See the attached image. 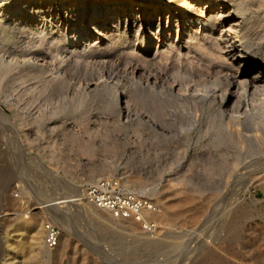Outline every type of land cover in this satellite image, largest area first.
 <instances>
[{"label": "rangeland", "instance_id": "374dc122", "mask_svg": "<svg viewBox=\"0 0 264 264\" xmlns=\"http://www.w3.org/2000/svg\"><path fill=\"white\" fill-rule=\"evenodd\" d=\"M34 1L0 0V19L4 18L0 26V107L13 121L11 125L0 115V264H153L157 259H162L161 264H185L188 263L185 257L194 253L191 257L201 255L200 259H203L205 251L199 246H213L211 242L214 241L217 248L212 255L219 259L213 257L214 263L217 260L224 262L220 264H264V159L263 156L245 158V154L253 155L257 150L264 154V142L256 145V149L251 148V151L248 144L238 148L242 153L241 168L248 167V171L255 170V173L240 176L222 173L227 167H232L234 156L231 146L232 149H228L223 158L214 157L213 164L197 159L193 154L196 147L208 141L210 135L205 137L203 131L198 129L191 131L188 138L184 134L174 140L162 137L158 123L161 117L151 106L149 90L145 91L138 83L135 84L122 67L115 62H107L104 55L90 50L86 54L80 51L83 46H79L75 53L71 51V43L63 41L56 52L51 47V34H63L64 23L55 19L62 14L61 0ZM90 1L81 0L80 4L72 7L74 13H70L69 19L65 18L68 23L67 26L65 23L66 28L92 14L91 6L86 10ZM238 1L244 3L241 9L243 15L240 14L244 16L241 44L256 53L258 63H264V0ZM18 4L24 6L22 11L16 10ZM98 6L100 12L96 15L100 16L105 10L102 9V2ZM108 43L105 41L102 47ZM154 44L157 45L156 40L151 43ZM32 55H45L49 61L53 60L55 65L48 72L51 76L58 69L56 63L61 61L60 57L62 61L65 59L64 79L47 81L34 75L26 76L24 63L5 62L28 59ZM164 59L156 68L159 71L166 69L173 77L179 66L173 64L170 72L171 65L166 64L169 62ZM31 64V68L37 65ZM92 82L100 83L94 91L87 87V83ZM10 95L15 101L10 100ZM124 99L129 103L128 112H124ZM206 114L204 121L207 120ZM261 116L263 122L257 132L264 141V114ZM178 122L175 123L177 129L181 125ZM205 161L209 162L208 165ZM220 165L224 166L223 169ZM216 167L220 169L216 170ZM208 169L212 172L209 173ZM106 176L121 177L126 187L144 193L159 203V210L146 213V218L155 223L154 230H147L131 220L114 218L108 211L83 199L84 185ZM75 194L82 195V200L70 202L74 204L70 208L61 207L59 211L66 213L64 216L58 215L62 219L50 218L48 208L42 207L46 199ZM223 206L225 208L222 209H229V212L222 218L231 219L235 209L245 211L247 216L237 217L232 226L223 225L216 229ZM213 210H220L214 218L211 216ZM159 211L165 213L164 218L153 217V213L156 215ZM209 218L210 222L215 220L216 223L211 227L202 226ZM46 222L61 228L60 242L53 249L43 244ZM212 231H216L215 234ZM209 237L214 241L204 244ZM221 237L224 244L219 242ZM88 241L101 242L109 257L106 253L104 257L107 259L102 255L97 256L90 244H85ZM217 249H220V253Z\"/></svg>", "mask_w": 264, "mask_h": 264}, {"label": "bare ground", "instance_id": "6f19581e", "mask_svg": "<svg viewBox=\"0 0 264 264\" xmlns=\"http://www.w3.org/2000/svg\"><path fill=\"white\" fill-rule=\"evenodd\" d=\"M80 2L81 0H61L60 1V6H62L63 8L62 14L60 15V17H57L55 19H58L59 22L64 23V25H62L63 34H60V32L51 34V47L55 48L56 52L59 48L62 47L61 45L63 41H65V43H68V42L71 43V48H72L71 51L73 52L79 49L78 48L79 46H83L79 50L82 52H85V54L86 52L90 50L91 52L95 54L97 53L98 55H104V57H106L107 62H115L118 66L122 67L123 72L124 71L125 73L127 72L130 76L129 78L132 79V81L135 84L138 83V85L145 88V91L149 90L150 94L149 93L148 94L151 96V97L149 96V98H151L150 99L151 106L157 111V113L161 117L158 123L160 124V127H161L162 137L164 136L166 138H169L170 140H174L176 137L182 136L184 134V137L186 136L185 138H188L190 136V133H192L191 131L196 132L198 131V129H201L205 137H207V135H210V139L207 138L208 141H204V143L201 140L203 144H201L199 148L196 147L197 150L195 153H193L194 151L191 152L195 154V157L197 159L208 160L210 164H213L212 162L214 161L216 156H222L223 158V155L224 156L226 155L225 153L227 152L228 149H230L229 146H231L233 147V151L231 153L234 156L233 162L231 161L232 167H227V169L224 171L221 170L223 171L222 173H225L226 175L228 174V176H231L234 174L240 176L243 174L245 175L246 173L248 174L252 172L255 173V170L248 171L247 170L248 167L241 168L242 165L240 164V162L242 161V158H241L242 153H240L241 151L238 148L243 146L244 144H248V147L249 145L251 146L249 147L251 151V148L254 149L256 145H260L261 143L264 142L257 132L258 129H260L259 127L261 125V122H263L261 115L264 114V63H258L257 61L259 59L258 60L255 59L257 57L256 53L250 52L248 47H244L241 44L240 32L243 29L242 28L243 27L242 17H244V16L241 17L240 15L242 14L241 9L244 6L243 5L244 3L242 4V1L236 2V0H229V1L227 0H91L89 3L90 5L89 4L87 5L86 10H89L92 7L91 8L92 14L84 16V18L77 21L78 23L76 22L74 26L70 28L68 27L66 28L68 23L65 20V18L67 17L69 19L70 13L74 11L72 10V7L74 5L76 6L77 4H80ZM101 2H102V9L104 8L105 11L102 10L103 12L100 13V16H97L96 14L97 13L99 14L100 12L97 10L99 9L98 5ZM177 4H179L178 8L176 7ZM88 6H91V7H88ZM23 9H24V6H21V4L17 5L16 10L22 11ZM3 22H4V18H1L0 26L3 25L2 24ZM65 23H66V26H65ZM137 25H138V28H137ZM243 32L245 31L243 30ZM26 35L27 34H25V36ZM155 40L157 41V45L155 44L151 45V43H153V41ZM245 40L246 39H244V41ZM105 41H109V43L106 46L102 47V44ZM37 46H38V43H37ZM65 47L66 46H64V48ZM36 51L38 52V50ZM69 54H71V52ZM33 55L28 57V59L25 57L24 59L19 60V61L18 60L14 61V59L8 62L5 60L4 61L6 63H22V64L24 63L25 68L27 69V71L25 72L26 76L34 75L35 77L38 76L39 78H42L43 80L45 79L52 80L53 78L59 79V80L64 79L63 77L65 76V72H66V69H65L66 61L65 62L63 61L65 59L62 61V58L60 57L61 61H59L58 64L56 63L58 69L57 71L53 72L55 75L53 74V76H51L49 75L48 72L51 70L50 67L55 65V63H52L53 60L49 61L45 55H39L36 57H34ZM164 58H166L167 61L169 62L166 64L171 65L169 70L172 68L173 64H176V65L178 64L179 66V70H177V74H174L173 77L171 73H169V71H167L164 67L161 66L162 69H165V71L163 70L159 71L156 68V66L159 67L161 65L162 61H165ZM68 59H69V56H68ZM193 59H196L197 62L195 63L191 62L193 61ZM85 61L86 60L84 59L83 62L86 64L87 62ZM92 61L93 60L91 59V62ZM30 63H35L37 65L34 68H31L32 64L30 65ZM97 64H99V62ZM166 64L164 66H166ZM103 65L105 66L104 62H103ZM107 66L109 65H106V67ZM68 72L69 71L67 70V73ZM188 74H190L189 77H188ZM115 80L116 79L114 78V81ZM111 81L109 82L111 83ZM98 83H94V82L87 83V87L89 90L92 91L94 88L96 89V87L98 86ZM131 92L129 91V93ZM9 97H11L10 99L11 101L15 99V98H12L11 95ZM127 99L129 100V98ZM124 101L123 102L126 103V106H124V110H125L124 112H128L129 103L126 99H124ZM206 112L208 113L206 114ZM204 114L207 115L206 121H204L203 119ZM0 115L4 118V120L7 123L13 125V121L10 119L9 116H7V114L3 111L1 107H0ZM128 116H131V115H128ZM178 121L181 122V125L179 124L180 128L178 127L179 129H177L175 126V123ZM248 132L249 134H247ZM234 147L236 148V150H234L235 149ZM247 152L248 151H246V153ZM252 153H253V150H252ZM230 154L229 155L227 154L228 157L230 156ZM250 154H245L246 155V156L244 155L245 158L250 157V159L251 158L255 159L257 157L259 158L263 156V159H264V154L260 153L259 150L255 151V154L253 153V155H250ZM224 159L226 158L224 157ZM219 167H216V170ZM222 167L224 166H221V169H223ZM262 168H261V171L263 172L264 168L263 170ZM213 169H214V165H213ZM210 170L208 169L207 171L209 172ZM77 195L76 194L72 196L64 195V196H57V197L46 199L43 201L44 204L42 205V207L48 208V209L46 208L45 209L50 211L51 213L49 215L50 218L54 217L56 220H59L61 217H59L58 215H62V216L66 215V213H64L65 211L64 212L62 210L59 211L61 207L65 206L66 208V206H69L70 208V206L74 205V204H71L70 202L76 203L82 200L80 199L82 195H78V196ZM223 200L224 199L222 198V201ZM222 203L224 204V201ZM91 207H93L94 209L98 208V207L95 208L93 205ZM69 208L67 207V209ZM222 208H225V207L223 206L221 207V209ZM224 210L222 209V213L220 214H219L220 210H218V212L214 210L211 212V216L213 215L212 216L213 218L216 217L214 215L219 214L218 217H220L221 219L219 220L218 223H216L215 220H211L212 222H210V218H209L208 220L206 219L204 221L202 226L209 227L210 225H213V223H216V226H215L216 229L223 225L232 226L233 222H235L237 217L247 216L245 211L243 210L240 211L238 209H235L231 219H228V217L222 218V215L225 216V214H228L229 212L228 211L229 209L226 211ZM159 212L158 214L156 213V215H155V212L153 213L154 215L151 214L152 212L150 214L151 216L153 215V217L155 216L158 219L164 218L165 213L163 211H161L160 213ZM161 220L162 219H160V221ZM214 232L212 231L211 233L215 234ZM211 241H214V240L209 237V239H207L203 243L205 244L209 242L210 244ZM223 241L225 242L224 239ZM189 242L190 244H192V246H194L193 243H191V241ZM214 242H211L213 246L211 245L208 246V244L207 246H202V248L199 246V248L203 250V252L205 251V256L203 259H200L201 255H199V257L198 256L191 257L192 255L195 254L194 253L192 255L190 254L191 256L185 257L188 263L185 262L186 261L185 259H184L185 261H182V262H185V264H216V262H218L217 260L219 259H217L215 255H212V253L214 254L215 252L214 249L217 248ZM219 242H222V237ZM85 244H90L89 246L91 247V249L93 248L92 250L94 252L96 251L98 253L97 256L99 257L100 255L104 257L105 253L107 252L106 247H103L101 245L102 244L101 242L94 243V242L88 241V243H85ZM217 244L219 245L220 243H217ZM99 245H101V247L98 248L97 246ZM192 246L190 245V248ZM196 247H197V243H196ZM193 248L195 249V246ZM190 251H192V249H190ZM216 251H218V249ZM107 253H106V256H107ZM198 253H200V251ZM108 257L109 256H107V258ZM213 257L217 259L215 263H214L215 258ZM104 258L107 259L106 257ZM220 259L224 260L221 257ZM136 260H137V257H136ZM161 260L157 259L153 264H161L160 263ZM228 260H229V257H228ZM146 262L148 263V261ZM220 263L218 262V264Z\"/></svg>", "mask_w": 264, "mask_h": 264}, {"label": "built area", "instance_id": "2783aa9c", "mask_svg": "<svg viewBox=\"0 0 264 264\" xmlns=\"http://www.w3.org/2000/svg\"><path fill=\"white\" fill-rule=\"evenodd\" d=\"M83 199L108 211L114 218L137 222L147 230L155 229V223L145 215L147 212L159 210V203L144 193L126 187L121 177L106 176L87 183L84 185ZM60 238L61 228L52 222H46L44 246L53 249L58 246Z\"/></svg>", "mask_w": 264, "mask_h": 264}]
</instances>
